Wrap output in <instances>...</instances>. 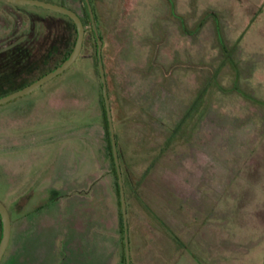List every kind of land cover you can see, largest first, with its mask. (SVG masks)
<instances>
[{"label":"rangeland","instance_id":"obj_1","mask_svg":"<svg viewBox=\"0 0 264 264\" xmlns=\"http://www.w3.org/2000/svg\"><path fill=\"white\" fill-rule=\"evenodd\" d=\"M43 1L82 17L85 40L62 72L0 103V200L10 218L0 264H122L86 9L82 0ZM169 2L92 0L131 184L130 264H261L264 107L247 98L264 100V0ZM47 10L0 0V49L27 31L30 12ZM145 203L184 249L150 222Z\"/></svg>","mask_w":264,"mask_h":264},{"label":"trees","instance_id":"obj_2","mask_svg":"<svg viewBox=\"0 0 264 264\" xmlns=\"http://www.w3.org/2000/svg\"><path fill=\"white\" fill-rule=\"evenodd\" d=\"M88 1H89L90 8L92 10L94 22H96L95 7L92 3V0H88ZM170 3H171V0L169 4ZM83 4L86 9L84 1H83ZM85 15H86L87 23L90 24L87 9H86ZM79 18L84 27L83 38H82V43H81V47H82L83 42L85 40L84 33L86 31L85 23H84L85 20L80 16ZM28 22H29V26L26 32H23L22 35L16 37L15 39L7 43L3 49H0V96L8 94L9 92L13 90H16L22 87L23 85L33 81L37 77L43 75L47 71L53 69L55 66L59 65L61 61L68 56L73 46L75 36H76V30H75L74 22L68 16L62 13H59V12L51 11V10L41 11L40 13L30 12L28 15ZM95 26H96L97 33L101 39L100 55H101V62L103 66V72H104V60H103L104 52L102 50V45H103L102 44L103 43L102 33L98 32V27L96 24ZM88 31H89L88 34L92 38V43H93V48H94V58L96 59V65H97L96 42H95V37H94L91 25H89ZM226 49L227 48L221 44V50L224 51ZM230 56H231V52L227 54V58H228L227 60L229 61V65L231 63L230 66L232 68V66L234 67L235 62L231 60L233 58L232 56L231 57ZM224 60L226 61V59ZM15 78H18L20 80V83L18 85H11L10 82L14 80ZM104 78H105V72H104ZM247 99H249V101L253 103H259L261 104V106L264 107V100H261L258 98H247ZM100 100H101V110H102V113H101L102 122H103V128H104V139H105V144H106V155L110 162V168L114 174L115 191H116L117 197L119 198L116 170H115L113 158H112L110 140H109V135H108V130H107V120H106V114H105V108H104V102H103L102 96ZM108 104H109V98H108ZM109 109H110V106H109ZM189 111H191L190 107L187 108V110L185 111V114L174 124V126L169 132V135L166 138V144L169 143L172 140V138L175 136V134L179 131ZM114 139H115L116 153H117V159H118V166H119V171L121 174V181H122L123 192H124L125 183L129 185V188H131V184L129 182L126 171L123 170L122 168L121 155H120L118 141H117L115 133H114ZM118 204L120 205L119 200H118ZM125 214H126V207H125ZM145 214L149 218L150 222H152L153 224L157 226L161 225V227H164L163 229L170 234V238L173 242H175L177 245L180 244L178 237L175 234H173L171 230H169V228H167L163 224V222L160 220L158 215L152 209H150L149 206L146 205V203H145ZM118 222H119V229L122 234V245H123V229H122L120 209L118 211ZM0 230H1V225H0ZM126 233L128 237L127 217H126ZM123 249H124V245H123ZM122 264H125L124 251L122 254ZM129 264H130V261H129Z\"/></svg>","mask_w":264,"mask_h":264},{"label":"water","instance_id":"obj_3","mask_svg":"<svg viewBox=\"0 0 264 264\" xmlns=\"http://www.w3.org/2000/svg\"><path fill=\"white\" fill-rule=\"evenodd\" d=\"M12 2H18L23 4H30L34 6H38L41 8H45L54 12L62 13L66 16H68L75 25L76 30V36L73 43V46L71 48L70 53L68 56L61 61V63L57 66H55L53 69L47 71L43 75L37 77L33 81L25 84L24 86L20 87L19 89L12 91L8 94H5L3 96H0V103L6 102L8 100H11L13 98H16L20 95L26 94L30 92L31 90L37 88L41 84H43L48 79L54 77L55 75L62 72L64 69H66L77 57L82 43L83 38V32L84 27L82 25V22L79 18V16L71 9L62 6L60 4H55L51 2H46L43 0H8ZM87 9V13L89 16V22L93 30V34L95 37L96 42V58H97V70L99 75V81L101 86V94L104 102V108H105V114H106V120H107V130L110 140V147L112 152V158L114 167L116 170V178H117V185H118V193H119V203H120V213H121V220H122V229H123V245H124V258H125V264H129V258H128V249H127V233H126V214H125V200L123 195V187L121 182V174L119 171L118 166V159H117V153H116V146H115V139H114V131L112 128V121H111V115H110V109L108 104V97H107V89H106V82L104 78V72H103V66L101 62V39L97 33L95 22L93 19L92 10L89 5L88 0H83ZM0 259L3 255V252L7 246L9 235H10V218L8 214V210L4 203L0 200Z\"/></svg>","mask_w":264,"mask_h":264},{"label":"crops","instance_id":"obj_4","mask_svg":"<svg viewBox=\"0 0 264 264\" xmlns=\"http://www.w3.org/2000/svg\"><path fill=\"white\" fill-rule=\"evenodd\" d=\"M160 218V217H159ZM160 220H162L161 218H160ZM162 222H163V220H162ZM163 224L166 226V223H164L163 222ZM167 227V226H166ZM172 232V231H171ZM174 234V233H173ZM10 236V235H9ZM179 241H180V244H176L175 242V247L178 249V248H182V249H184L183 247H184V243L179 239ZM8 244V243H7ZM6 249V248H5ZM4 253V252H3ZM3 256V255H2ZM194 264H198L197 262L196 263H194ZM261 264H264V259H263V261L261 262Z\"/></svg>","mask_w":264,"mask_h":264},{"label":"flooded vegetation","instance_id":"obj_5","mask_svg":"<svg viewBox=\"0 0 264 264\" xmlns=\"http://www.w3.org/2000/svg\"><path fill=\"white\" fill-rule=\"evenodd\" d=\"M63 6V5H62Z\"/></svg>","mask_w":264,"mask_h":264}]
</instances>
